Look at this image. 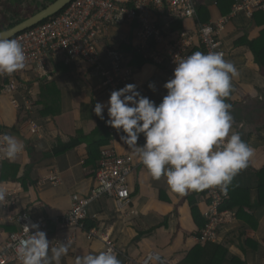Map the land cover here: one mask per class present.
Instances as JSON below:
<instances>
[{
  "label": "crops",
  "instance_id": "1",
  "mask_svg": "<svg viewBox=\"0 0 264 264\" xmlns=\"http://www.w3.org/2000/svg\"><path fill=\"white\" fill-rule=\"evenodd\" d=\"M198 1L200 8L207 7L209 23L229 18L235 3V0ZM222 1H228L229 6L233 2L232 9L227 4L225 12L221 11ZM258 11L252 17L243 14L233 17L219 35L226 51L225 60L233 63L239 73L232 79L230 96L225 98L231 105L232 117L240 114L241 109L252 107L260 115L264 114V70L256 64L247 45L264 30L255 18ZM154 21L163 39L158 43L153 40L152 45L141 42L135 25L107 30L100 47L104 53L101 68L85 65L80 69L58 63L42 73L29 69L16 75L18 90L14 93L6 91L0 81V134L14 136L24 145L13 161L0 168V189L16 193V215L46 220L47 232L50 230L52 234L50 239L71 238L69 252L61 257L60 264H75L77 256L105 252L107 240L115 243L121 264H140L151 254L160 255L169 264H181L194 248L205 244L198 233L199 225L206 223L204 196L197 195V191L178 194L170 189L166 177L153 179L132 147L121 141L120 136L126 134L107 125V108L103 120L94 112L97 102L108 104L111 92L128 84H135L143 96L157 105L162 102L167 94L164 84L173 78L175 69L168 62V44L183 32L177 29L179 24L184 31L193 33L198 20H174L157 12ZM109 50L122 55L123 73L131 71V79L126 83L112 76L118 82L116 89L106 85L104 71L112 69V61L107 56ZM157 55L162 57V64L155 62ZM150 84L155 86L154 90ZM236 127L233 121L232 131L237 132ZM244 137L242 140L254 149V155L235 179L240 189L252 192L256 204V175L264 169V122ZM137 143L144 145L143 135ZM92 147L94 158L90 155ZM107 150L135 160L136 169L129 179L130 205L119 211L111 200L92 204L87 211V224L93 226L90 232L96 233L92 240L88 239L90 232L85 230L60 229L58 220L71 211L72 198H90L96 187V174L91 173L93 166L100 163L102 152ZM55 175L59 176L58 184L50 182ZM193 210L203 219L199 223L193 218ZM247 213L258 220L256 231L237 219L232 227L222 229L219 240L212 244L228 245V261L240 259L244 264H264V207ZM16 231L14 226L5 228L0 235V249L9 234ZM247 241L255 243L256 249L247 247Z\"/></svg>",
  "mask_w": 264,
  "mask_h": 264
},
{
  "label": "clouds",
  "instance_id": "2",
  "mask_svg": "<svg viewBox=\"0 0 264 264\" xmlns=\"http://www.w3.org/2000/svg\"><path fill=\"white\" fill-rule=\"evenodd\" d=\"M25 61L18 40L0 38V75L22 70ZM238 75L223 52L196 51L176 61L173 78L164 84L167 94L158 105L143 96L135 84H128L112 91L108 104L97 102L94 112L103 120L107 108V125L126 134L120 136L121 141L132 147L153 179L166 177L172 191L184 194L212 187L226 189L254 155V149L232 131L231 105L225 102L232 79ZM149 87L155 89L152 84ZM141 135L145 143L138 146ZM23 147L14 136L0 134V159H15ZM5 197L6 192L0 189V201ZM24 232L26 238L16 247L21 264H60L69 252L68 240L50 246L39 224L24 225ZM75 264L121 262L109 250L77 256Z\"/></svg>",
  "mask_w": 264,
  "mask_h": 264
},
{
  "label": "built area",
  "instance_id": "3",
  "mask_svg": "<svg viewBox=\"0 0 264 264\" xmlns=\"http://www.w3.org/2000/svg\"><path fill=\"white\" fill-rule=\"evenodd\" d=\"M196 0H74L63 12L53 16L26 31L16 35V39L23 46L26 61L25 67L11 75H0L5 90L14 93L18 90L17 74L35 69L42 73L48 66L65 64L69 67L83 68L89 65L94 69L101 68L104 53L101 50L103 38L110 28L120 27L125 24L135 25L138 28V37L146 45L153 40L161 42L163 34L155 25L156 13L166 14L176 19H198ZM264 10V0H235L233 12L229 18L220 22L200 24L195 32L183 31L173 42L168 44L167 58L171 67H176V61L190 56L197 44L203 46L206 52L226 51L219 35L225 24L237 15H252ZM154 17V18H153ZM107 56L112 61L111 71H104L107 76L106 85L116 89L118 82L126 83L131 79V71L121 70L122 55L116 51H107ZM157 64H162L161 56L154 58ZM112 76L118 78L115 82ZM14 160V159H13ZM13 160L0 159V168L5 163ZM135 160L130 156H117L113 151H103L99 170L96 174V187L90 198H72V207L68 215L58 220L60 229H82L87 220L88 208L101 200H111L119 211H123L131 203L129 179L136 169ZM50 182L58 184L59 176H52ZM6 197L0 201V235L5 228L16 227V233L9 234L4 247L0 249V264H21L16 247L21 238H26L24 225L39 224L40 230L48 231L46 220L32 218L27 215H16V193L5 189ZM209 197L205 219L206 228L200 234L202 243H216L221 230L236 222V215L225 209L230 200L227 192L218 187L204 190ZM96 238L95 231L88 234V239ZM50 246H59V242L71 243V238L48 239ZM106 251L117 255L116 245L109 240L105 241ZM140 264H169L158 254H151Z\"/></svg>",
  "mask_w": 264,
  "mask_h": 264
},
{
  "label": "trees",
  "instance_id": "4",
  "mask_svg": "<svg viewBox=\"0 0 264 264\" xmlns=\"http://www.w3.org/2000/svg\"><path fill=\"white\" fill-rule=\"evenodd\" d=\"M49 1H51L53 3L56 0H49ZM17 4H19V3L16 2V5ZM196 4H197L196 5L197 14L199 17L197 19L198 21H197L196 28H198V26L200 24H208L209 23L208 21L210 20V14H209V11L207 10V7L203 6L200 8L201 4L199 3L198 0H196ZM227 4H228V1H222L220 3V5H221L220 10L225 12L224 8L226 7ZM228 6H229V4H228ZM232 6H233V2L231 3V6H229L228 8L231 7V9H232ZM10 10H11V13L16 17L17 21H16V23H13L12 25H10V27L8 29L15 27L17 24H19V23H21V22H23L26 19L31 17V15L27 17V16H22L21 14H18V12H21L20 7H17V9L14 12L12 11V8ZM59 14H61V13H59ZM255 18L259 21L258 22L259 27L263 28L264 27V11L263 10L258 11L255 15ZM5 22H7V19H5ZM0 27L2 28V29H0V31L6 30V28L3 27V24H1ZM177 29L184 31L181 24H179L177 26ZM247 45L251 49V52L254 56L256 64L259 66L260 69L264 70V30L262 31V33L260 34V36L257 39L247 42ZM196 51H201V52L207 54L206 50L204 51L203 46H201L199 44H197L196 47L193 49V51H191L190 55ZM226 101L227 100H225V102ZM70 147L72 148L73 146H70ZM94 149L95 148L92 147V149L90 150L91 157H92L93 152H94L92 150H94ZM93 158H94V155H93ZM98 170H99V163L93 166V170L91 173H93V175H95V174H97ZM256 177L258 180V190H257L258 195H257L256 204L254 203L255 201L253 202L252 192L248 189H240L237 186L235 177L232 180L231 184L228 185L226 189H222V188L218 187L220 190L227 192L230 196V200L226 204L225 209L230 211V212H233L236 215V221L238 219L239 222L246 225L247 228L251 229L252 231H256L258 229V227H259L258 220L254 216H250L247 213V211H253L256 208L264 207V169H262L256 175ZM196 194L204 196L206 202L207 203L209 202L208 194L204 190L199 191V192L197 191ZM197 212L198 211L193 210L192 214H193V218H194L195 222L199 223L203 219L202 218L199 219ZM205 222H206V220H205ZM87 223H88V218L84 222L83 227H84V230L89 233L93 226H89ZM206 225H207V222L204 223V225L200 224L199 227H201V230L202 229L204 230L206 228ZM52 227H53V225H52ZM201 230L198 232L199 234H201V232H202ZM51 236H52V234L49 230V232H47V238L50 239ZM246 243H247L246 244L247 247L252 248V246H254L253 247L254 249H256V247H257L255 243H252V241L251 242L247 241ZM228 256H229V250H228V245L226 243H224V244L223 243L222 244L205 243L203 246H198V247L194 248L189 253V255L181 262V264H224V263L227 264L229 262L231 264H244L240 259H233L231 261H228Z\"/></svg>",
  "mask_w": 264,
  "mask_h": 264
},
{
  "label": "rangeland",
  "instance_id": "5",
  "mask_svg": "<svg viewBox=\"0 0 264 264\" xmlns=\"http://www.w3.org/2000/svg\"><path fill=\"white\" fill-rule=\"evenodd\" d=\"M16 2L19 4L16 5ZM50 4L51 1L49 0H0V24H3V27L8 29L10 25L16 23L17 20L11 13V8L14 12L17 7H20L21 12H18V14L28 17L30 15L33 16L34 14H37ZM5 19H7V22H5ZM251 110H254L253 113L248 114ZM251 110L241 109L240 114L235 113L233 117V121L237 125L235 130L241 135V138H243L244 135H248V133L255 131L261 126L262 122H264V114L260 115V111L256 110L254 107H252ZM254 113H256V115L252 116ZM234 224L229 227H232Z\"/></svg>",
  "mask_w": 264,
  "mask_h": 264
},
{
  "label": "water",
  "instance_id": "6",
  "mask_svg": "<svg viewBox=\"0 0 264 264\" xmlns=\"http://www.w3.org/2000/svg\"><path fill=\"white\" fill-rule=\"evenodd\" d=\"M74 0H56L54 3L46 7L45 9L41 10L37 14L31 16L30 18L26 19L25 21L17 24L15 27H12L10 29H6L4 31H0V33L3 34V36H0V38H11L13 39L18 35L19 33L26 31L43 21H46L47 19L57 15L58 13H61L63 10H65Z\"/></svg>",
  "mask_w": 264,
  "mask_h": 264
},
{
  "label": "flooded vegetation",
  "instance_id": "7",
  "mask_svg": "<svg viewBox=\"0 0 264 264\" xmlns=\"http://www.w3.org/2000/svg\"><path fill=\"white\" fill-rule=\"evenodd\" d=\"M34 15H35V14H34ZM0 25H1V24H0ZM1 27H2V26H1ZM1 27H0V29H2Z\"/></svg>",
  "mask_w": 264,
  "mask_h": 264
}]
</instances>
